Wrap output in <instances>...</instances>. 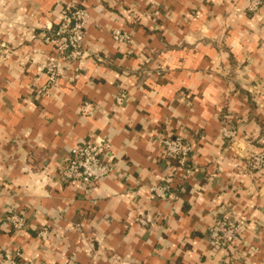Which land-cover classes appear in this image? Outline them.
Listing matches in <instances>:
<instances>
[{
    "label": "crops",
    "instance_id": "1",
    "mask_svg": "<svg viewBox=\"0 0 264 264\" xmlns=\"http://www.w3.org/2000/svg\"><path fill=\"white\" fill-rule=\"evenodd\" d=\"M70 1L0 0V261L18 252L20 264H264V170L245 173L264 148V8L74 0L90 14L89 56L64 64L43 93L40 64ZM119 31L132 41L117 42ZM167 135L194 143L189 173L163 154ZM99 138L111 144V176L62 183L71 149ZM169 178L159 199L151 188ZM224 211L246 222L231 251L208 239ZM13 212L25 215L23 231Z\"/></svg>",
    "mask_w": 264,
    "mask_h": 264
},
{
    "label": "built area",
    "instance_id": "2",
    "mask_svg": "<svg viewBox=\"0 0 264 264\" xmlns=\"http://www.w3.org/2000/svg\"><path fill=\"white\" fill-rule=\"evenodd\" d=\"M250 10L256 11L264 3L262 0H249ZM90 14L83 5L74 0L68 2L61 12V21L53 31L51 44L53 46L52 54L48 55L45 62L40 64V71L47 77V83L41 88V91L47 93L54 86L62 75V67L68 62L82 60L87 58L86 50V28ZM114 39L118 42H130L131 37L123 32H116ZM5 50L0 46V60L5 57ZM101 61V59H100ZM126 95L121 93L117 98V104L124 103ZM223 129L222 136L226 141H234L237 131L228 121L230 117L222 116ZM162 150L166 159L177 160L180 169L190 172L188 160L194 151L192 141L183 140L178 136H166L162 141ZM111 144L99 138L91 142L82 141L76 147L72 148L70 154L65 160L61 170L60 180L62 183L77 182L82 186H91L100 182L102 179L111 176L113 172V156L111 154ZM252 162L248 165L251 172H261L264 170V152L255 154L251 158ZM176 173V172H174ZM173 173V174H174ZM45 173L42 180L46 178ZM171 179H165L162 184L155 185L151 192L159 199L165 200L170 197ZM8 222L16 232L23 231L26 228V217L21 213H10ZM245 220H234L226 211L221 213L216 219L209 232V242L214 250L231 251L235 250V243L240 241L245 230ZM46 231L41 236L46 238ZM234 254V253H233ZM19 256L7 255L0 264H20L17 260ZM232 258L229 264H234Z\"/></svg>",
    "mask_w": 264,
    "mask_h": 264
},
{
    "label": "rangeland",
    "instance_id": "3",
    "mask_svg": "<svg viewBox=\"0 0 264 264\" xmlns=\"http://www.w3.org/2000/svg\"><path fill=\"white\" fill-rule=\"evenodd\" d=\"M263 2H264V0H262ZM79 3V2H78ZM264 8V3L262 4V6H260L259 7V9H257L256 11H253V10H250V1H249V6L247 7V10L250 12V13H258V12H260V10L261 9H263ZM126 34H128L130 37H131V41H132V35L131 34H129V33H126ZM130 41V42H131ZM118 42V41H117ZM130 42H119V43H121V44H123V43H130ZM85 46H86V44H85ZM98 59H100V58H98ZM225 115H227V116H229L230 117V121H228V123H230L231 124V126L233 127V128H235L236 129V131H237V135L235 136V139H234V141H226V143L227 144H229V145H231V146H233L235 143H236V138H237V136H238V129H237V126L236 125H234V123H233V117L230 115V114H228V113H226ZM264 152V148H263V151H261V152H257V153H254V154H252L250 157H249V159L247 160V164H246V168H245V173L246 174H252L254 177L257 175V174H259L260 172L258 171V172H251L249 169H248V165L252 162V157H253V155H255V154H259V153H263ZM263 171V170H262ZM261 171V172H262Z\"/></svg>",
    "mask_w": 264,
    "mask_h": 264
}]
</instances>
